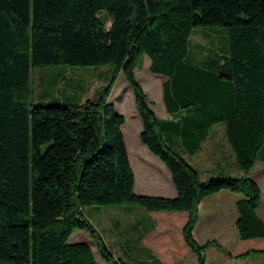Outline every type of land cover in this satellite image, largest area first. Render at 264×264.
Listing matches in <instances>:
<instances>
[{
  "label": "trees",
  "instance_id": "trees-1",
  "mask_svg": "<svg viewBox=\"0 0 264 264\" xmlns=\"http://www.w3.org/2000/svg\"><path fill=\"white\" fill-rule=\"evenodd\" d=\"M210 26L227 29L228 48H206L205 59L188 60L194 29ZM145 55L151 71L168 77L163 92L169 119L157 115L137 79ZM60 63L110 65L112 81L97 100L33 102L32 69ZM122 72L143 122L141 139L170 170L175 197L135 192L122 129L126 117L109 99ZM216 123L225 124L243 174L201 180L183 152L198 151ZM259 160L264 162V0H0V264H99L90 243L70 241L78 229L89 231L106 262L128 264L114 256L85 213L91 204L188 212L184 240L198 264H206L207 249L222 247L200 243L194 233L199 205L210 195L242 194L238 235L264 238L262 189L252 177ZM253 252L264 254V246L228 254Z\"/></svg>",
  "mask_w": 264,
  "mask_h": 264
},
{
  "label": "rangeland",
  "instance_id": "rangeland-1",
  "mask_svg": "<svg viewBox=\"0 0 264 264\" xmlns=\"http://www.w3.org/2000/svg\"><path fill=\"white\" fill-rule=\"evenodd\" d=\"M107 28L112 25L111 15L107 16L106 19ZM190 46L187 59L193 62H200L206 58L204 50L206 48H219L220 51L224 52L228 48V36L227 29L223 26H210V27H199L195 28L192 36L190 37ZM64 75L66 79L62 78ZM157 73L150 69V57L144 56L142 64L136 69L137 79L143 81L145 87L148 89L150 99L152 100V106L159 115L167 114L165 103L163 102V87L158 82ZM154 76V77H153ZM162 76V75H159ZM113 77V69L110 65H68L64 63L50 64L37 66L32 69V86L34 92L31 95V100L35 103L42 100L49 99L54 102H84L87 99L97 100L102 94L104 89L111 83ZM144 88V87H143ZM109 99L116 104V108L119 113L123 114L127 118V123L124 125L125 140L133 159L135 157L134 152L136 137L134 139L133 131L137 128L138 124L134 114L137 113L136 102L134 92L130 87L125 74L122 72L118 75L115 80ZM225 124L219 123L215 125L208 136L207 141L210 142L213 137L217 135L222 136V142L226 141L230 146L231 157L228 152L224 154L227 156L224 160H218V156H211L206 161L202 162L203 165L200 168V179L205 180L212 176L218 175H235L241 176L243 174L242 167L237 160L236 154L228 141L226 129L222 127ZM222 129V131H221ZM145 147V145H144ZM146 148V147H145ZM138 155V162H134L132 165L137 179L143 182L145 181L148 185L151 180L158 175L155 170L160 168L154 166L153 160L149 158L144 151L136 150ZM157 160L164 164L158 156L150 151ZM188 158V157H187ZM190 161H194L195 158H188ZM240 166V167H238ZM264 165L259 160L254 175H258V172ZM156 168V169H155ZM154 182V179H153ZM136 192V190H135ZM210 200L208 199L205 205L202 206L200 216L201 220L197 225L196 235L204 238L205 232H209L212 229L213 220L209 213V206L207 205ZM140 210L147 211L146 208L140 205L134 204H113V205H98L91 204L85 207V213L91 220V222L97 227L101 235L103 236L106 244L113 252L114 256L121 257L128 264H134L133 260H129L127 255L120 251V238L121 233L119 229L115 232H111L110 228L115 219L124 222L127 219H134L136 212ZM218 215L220 214L219 211ZM221 219L218 223H214L213 229H220L224 231L223 236L209 237L210 241H217L222 247L213 245L207 249V260L206 264H264V254L261 253H250L245 257H233L228 254L231 252L233 255L241 251H248L251 248L261 247V238H254L251 240H242L238 235L236 224L231 219L238 217V211L236 206L234 208H228V210L221 212ZM235 218V219H236ZM127 222V221H125ZM203 233V234H201ZM210 236V235H209ZM71 242L84 241L92 245V248L96 254L99 264H110L105 261L102 255L98 251V247L94 238L90 235L89 231L85 229L76 230L70 238ZM246 243L245 246H239L241 243ZM250 242V243H249ZM118 246V247H117ZM193 263H198L196 257L193 258Z\"/></svg>",
  "mask_w": 264,
  "mask_h": 264
},
{
  "label": "crops",
  "instance_id": "crops-1",
  "mask_svg": "<svg viewBox=\"0 0 264 264\" xmlns=\"http://www.w3.org/2000/svg\"><path fill=\"white\" fill-rule=\"evenodd\" d=\"M159 75L162 74H158L156 75V77H158V82L163 87V84L168 79V77L166 75H162V76ZM138 80L142 84L144 89H146V91L149 93L143 81H141L140 79ZM163 102H164V92H163ZM166 111L167 114L162 116L159 115L157 112L156 113L159 117L163 119L171 118L172 116L168 112L167 107H166ZM134 117L136 118L138 124V129L136 128L133 131L134 139L136 137V141H137L136 142L137 144L135 145L137 149H135L134 152L135 155L134 159L128 149L131 164L133 165L134 162L135 163L138 162L139 154L136 152V150L141 149L146 153V155L149 156L151 160H153L154 166L156 167H158V165L160 166V168L158 169L155 168L156 169L155 172L159 174L153 178L154 182L153 179L151 180L152 183H150L149 185L145 181L142 182L141 179L138 180L137 175L135 174L136 193L143 195H154V196H164V197L177 196L178 190L172 180V175L167 165L165 163L163 164L159 162L157 158H155L152 154H150V150L148 146L141 139L143 122L138 113V110L137 113L134 114ZM126 123H127V118H126ZM217 124L219 123L214 124L211 127V129ZM124 125L122 127L123 133H124ZM224 127L225 125L222 127V129ZM207 139L208 137L203 142L200 149L195 153L190 154L188 152H183L186 158L187 157L192 159L195 158L194 161H190V159L188 158L187 159L199 170V172L201 166L203 165L202 162L206 161V158L209 159L211 156H214V158H216L215 156L217 155L218 156L217 159L219 161L224 160L227 157L224 154L225 151L228 152L230 157L232 155L230 151L231 148L230 146H228L227 142L226 141L222 142L223 139L222 136L216 134V136L213 137V139H211L210 142H208ZM176 144L178 145V148L181 149V151H183L184 148L181 144V141H179V139L176 141ZM144 145L146 148L144 147ZM261 163L264 165L263 161H261ZM255 168L252 173V177L259 183L262 189V201L260 207L258 208V214L264 220V169L263 170L261 169L258 172V175L255 176L254 175ZM241 197H243V195L240 193L230 190H222L202 200V202L199 205L200 212L202 206L205 205L206 201L209 199L210 202H208L207 204L209 206L208 210L213 220L215 219V221L213 222L212 229L209 232L210 236L208 235V232H205L206 236L204 238H201L199 237L198 234L197 235L195 234L196 239L200 243H206L210 241L211 239L209 237L218 238L219 236L224 235V231H222L221 229L219 231H217V229L216 230L213 229V226L214 228L215 226H217L214 225V223H218V221H220L221 219L220 214L222 211L228 210V208L230 207L234 208V206H236L237 200L240 199ZM215 211H219L220 214L218 215V212ZM188 217L189 214L188 212L185 211L166 212V211L140 210V212H136V216L134 219L124 220L123 223H121V221H119L118 219H115V222L112 223L110 230L111 232H115V230L117 229L121 230L120 233L122 235L120 238V251L123 252L125 256L127 255L129 260L130 259L133 260L134 264H150L153 263L156 259H159L164 264H192V261L194 260L193 258L196 257V261H197L198 257L193 252V250L186 244L183 236V227ZM235 218L236 217L234 215V217L231 220L234 221V223L236 224V220L238 217L236 219ZM200 220H201V216L198 223L200 222ZM196 228L194 233H196L197 231ZM261 243H263L261 245L264 246V238L261 240Z\"/></svg>",
  "mask_w": 264,
  "mask_h": 264
}]
</instances>
